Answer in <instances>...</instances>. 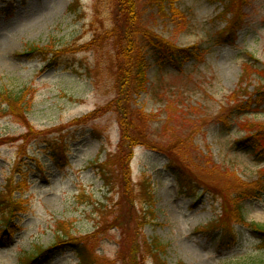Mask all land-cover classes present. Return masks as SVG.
Segmentation results:
<instances>
[{
  "label": "rangeland",
  "instance_id": "374dc122",
  "mask_svg": "<svg viewBox=\"0 0 264 264\" xmlns=\"http://www.w3.org/2000/svg\"><path fill=\"white\" fill-rule=\"evenodd\" d=\"M136 2L151 36L196 56L177 68L138 40L148 82L129 89L121 116L127 75L107 37L123 22L118 0H0V210H12L9 223L0 215V264L264 261L224 198L240 193L246 221L264 223V163L237 143L264 121L252 104L264 86V0H234L238 16L229 0H176L178 26ZM3 89L23 91L26 108L11 112ZM168 155L208 187L190 190ZM37 245L49 248L26 262Z\"/></svg>",
  "mask_w": 264,
  "mask_h": 264
},
{
  "label": "trees",
  "instance_id": "16d2710c",
  "mask_svg": "<svg viewBox=\"0 0 264 264\" xmlns=\"http://www.w3.org/2000/svg\"><path fill=\"white\" fill-rule=\"evenodd\" d=\"M119 3H117V7H119V11L122 13L123 16V22L121 24L114 25L111 30L107 32V37L111 36V41L116 46L115 49V58L117 59V66L125 65L123 68V72L127 75V84L125 88L123 89L124 92H126L127 95H122L120 97H117L115 100L116 105L119 106V110L122 116L123 108L120 107L121 103L124 102V104L129 108L130 107V97H129V89L134 87V90L142 91L145 90L147 82H148V76H147V69H148V59L145 57V54L143 52V48L149 43L153 44V46L157 50V56H159L158 59L163 58L164 60L170 62L177 68H181L184 62L190 57H195L196 54L194 50L191 47L184 46V47H173L170 40H166L164 38L158 37V36H151V30L148 29L142 22V12L138 8L137 0H118ZM234 0H229V6L231 7V10H234V13L236 16H238L237 9H234L233 3ZM243 2H240L237 7H239ZM232 4V5H231ZM73 5H75L73 3ZM72 5V6H73ZM147 5L157 7L158 12L161 13L163 16L169 18L173 23H175L176 26L183 24V22L186 20V14L182 13L181 10L178 8L176 4V0H147ZM226 3V10L229 9V6ZM236 18H234L232 21H230L229 27H231L235 23ZM234 22V23H233ZM228 27V28H229ZM141 34V35H140ZM142 36V37H141ZM138 37V38H136ZM154 37L157 38L153 39ZM223 37V35H222ZM101 34L98 36L96 35L91 43H96L97 41H100ZM145 40L149 41L147 44H143V47L136 48V44L138 40ZM36 48H31L28 52L32 51ZM248 63L245 64V73H249ZM142 89V90H141ZM3 97H5V100L8 101V106L11 110V112H15L14 109H18L20 106L22 109L26 108V105H24V99L25 94L23 91H16L12 89H3L2 93ZM247 104L241 103L236 108L238 110H241L245 113V110L249 107L248 102ZM252 104H255V106H262L264 108V86H259L255 90V99ZM128 110V109H127ZM242 112V113H243ZM255 128L252 127L249 129L250 133L246 134L242 139L237 141L239 146H243L248 148L255 156L258 163H264V121H258L255 123ZM173 166H177L176 162L173 158L169 157L168 155V168L173 170ZM174 173L177 175L180 181H185L188 187H190V190L192 189V183H198V185H201L200 181L203 185L208 187V184L204 183V181L198 178L194 177H187L184 174H180L176 170H173ZM186 172V171H185ZM106 183V182H105ZM263 189H264V180L262 181ZM112 185V184H110ZM106 186L109 187V184L106 183ZM185 186V188H188ZM113 187V185H112ZM214 193H216L215 189H212ZM217 194V193H216ZM231 196L235 200V206H234V212L237 216V219L242 225H248V228H250L253 233L258 237L259 240V247L264 249V223H259L256 221H246L245 214L242 209V199L243 195L240 193H233L232 195L227 191L225 193V197ZM1 201H7V199L2 198ZM237 202V203H236ZM18 204V202H14L13 206ZM8 207V206H7ZM8 210V209H7ZM0 210V215L2 217V221L4 223L11 222L9 219L11 216H9V212L11 214V208L8 211ZM14 210H16V207L14 206ZM7 216V217H6ZM221 228V230L225 231L224 228ZM223 234V233H222ZM237 232L233 229L230 233V239L236 237ZM224 236V234H223ZM60 238H58L59 241H63V236L59 235ZM66 239V238H64ZM52 245V244H50ZM161 245L160 242L155 241L154 243H150V247H159ZM49 247L44 248V246L37 245L35 247V250L26 253V258L24 259L26 262L31 260L34 256H37L44 250H47ZM80 255L83 256L82 260L86 263H89V260L87 256H85L84 250L79 251ZM85 256V257H84ZM261 264H264V261H261Z\"/></svg>",
  "mask_w": 264,
  "mask_h": 264
}]
</instances>
